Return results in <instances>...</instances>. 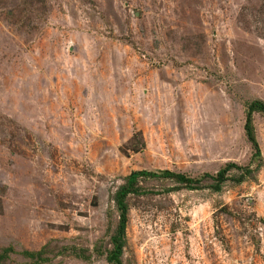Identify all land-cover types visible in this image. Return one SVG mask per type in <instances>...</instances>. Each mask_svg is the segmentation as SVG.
Masks as SVG:
<instances>
[{
  "label": "rangeland",
  "instance_id": "rangeland-1",
  "mask_svg": "<svg viewBox=\"0 0 264 264\" xmlns=\"http://www.w3.org/2000/svg\"><path fill=\"white\" fill-rule=\"evenodd\" d=\"M256 98L264 0H0L8 264H32L19 250L46 244L54 252L41 264H109L112 197L133 170L255 167L244 125ZM253 117L264 161V114ZM142 184L123 264H264V164L220 192Z\"/></svg>",
  "mask_w": 264,
  "mask_h": 264
},
{
  "label": "trees",
  "instance_id": "trees-1",
  "mask_svg": "<svg viewBox=\"0 0 264 264\" xmlns=\"http://www.w3.org/2000/svg\"><path fill=\"white\" fill-rule=\"evenodd\" d=\"M260 112L264 114V100L260 98L253 99L247 102L245 107V134L248 141L254 149L253 158L258 159V163L253 167L252 162L249 164H239L233 161L227 162L216 173L205 172L201 176H191L184 172H177L170 169H140L133 170L130 174L123 178L113 194L114 210L118 214V223L114 228L111 238L112 247L108 250L106 260L109 264H123V253L126 244V229L129 221L130 212V197L145 195L150 192V189L142 184V181L150 179H159L161 181H169L172 185L164 187V191L171 192L181 189H203L209 188L212 191L220 192L223 190L227 182L233 185H239L246 180L256 179V174L261 170L264 161L259 141L257 139L256 129L254 125V113ZM139 136V134H135ZM144 143H141V148ZM111 211V210H110ZM48 244L42 246L39 250H19L25 257L29 258L32 264H41L49 262L52 257L48 254L54 252V249ZM58 251L60 254L71 250L76 252V247L61 246ZM16 249L13 246L5 247L0 251V264H8L11 258V253ZM84 258H89L88 255H81Z\"/></svg>",
  "mask_w": 264,
  "mask_h": 264
}]
</instances>
